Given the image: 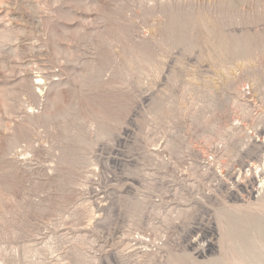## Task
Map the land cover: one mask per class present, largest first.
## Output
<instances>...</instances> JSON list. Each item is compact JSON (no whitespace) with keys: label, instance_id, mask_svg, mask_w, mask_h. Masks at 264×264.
<instances>
[{"label":"rangeland","instance_id":"1","mask_svg":"<svg viewBox=\"0 0 264 264\" xmlns=\"http://www.w3.org/2000/svg\"><path fill=\"white\" fill-rule=\"evenodd\" d=\"M0 264H264V0H0Z\"/></svg>","mask_w":264,"mask_h":264},{"label":"bare ground","instance_id":"2","mask_svg":"<svg viewBox=\"0 0 264 264\" xmlns=\"http://www.w3.org/2000/svg\"><path fill=\"white\" fill-rule=\"evenodd\" d=\"M42 70V69H41ZM44 70V69H43ZM42 70V71H43ZM39 72H40V70H39ZM51 71H49V73H50ZM39 74V73H38ZM53 74V73H52ZM51 74V75H52ZM27 76V75H26ZM37 77H39L38 79H37V81H31V82H29L30 84H29V86H30V88H36L37 89V86L39 87L38 88V91H40V92H42V88H41V85H39L38 84V82H42V81H44V79H42L41 77H42V75L40 74L39 76H37ZM48 77V76H47ZM44 78H46V77H44ZM46 80V79H45ZM26 81H28V80H26ZM34 90V89H33ZM30 111V110H29ZM9 127V126H8ZM2 129V128H1ZM4 129V128H3ZM6 129V128H5ZM261 183H263V182H261ZM149 250V249H148Z\"/></svg>","mask_w":264,"mask_h":264},{"label":"built area","instance_id":"3","mask_svg":"<svg viewBox=\"0 0 264 264\" xmlns=\"http://www.w3.org/2000/svg\"><path fill=\"white\" fill-rule=\"evenodd\" d=\"M250 89L249 86H244L243 87V95H250Z\"/></svg>","mask_w":264,"mask_h":264}]
</instances>
